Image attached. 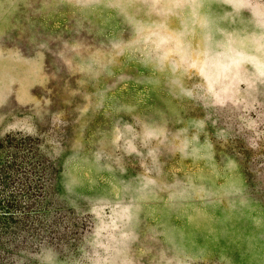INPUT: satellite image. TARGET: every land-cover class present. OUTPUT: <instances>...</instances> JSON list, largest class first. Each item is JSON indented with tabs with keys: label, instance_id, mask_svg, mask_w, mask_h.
<instances>
[{
	"label": "rangeland",
	"instance_id": "rangeland-1",
	"mask_svg": "<svg viewBox=\"0 0 264 264\" xmlns=\"http://www.w3.org/2000/svg\"><path fill=\"white\" fill-rule=\"evenodd\" d=\"M0 264H264V0H0Z\"/></svg>",
	"mask_w": 264,
	"mask_h": 264
}]
</instances>
